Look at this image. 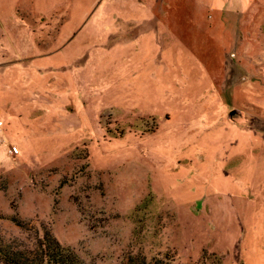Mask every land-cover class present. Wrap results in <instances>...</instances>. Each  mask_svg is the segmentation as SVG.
<instances>
[{
	"label": "rangeland",
	"instance_id": "obj_1",
	"mask_svg": "<svg viewBox=\"0 0 264 264\" xmlns=\"http://www.w3.org/2000/svg\"><path fill=\"white\" fill-rule=\"evenodd\" d=\"M46 232L264 264V0H0V264Z\"/></svg>",
	"mask_w": 264,
	"mask_h": 264
},
{
	"label": "trees",
	"instance_id": "obj_2",
	"mask_svg": "<svg viewBox=\"0 0 264 264\" xmlns=\"http://www.w3.org/2000/svg\"><path fill=\"white\" fill-rule=\"evenodd\" d=\"M41 257L39 261L41 264H44L45 260L47 264H82L78 261L77 256L69 251L68 249L63 248L55 239L51 236L50 233L46 232L44 237V243L39 245ZM22 260V259H21ZM14 256L8 255V262L12 264H23V260L21 261ZM129 264H151L146 263L145 259H141V257L130 259ZM160 264V261L158 263Z\"/></svg>",
	"mask_w": 264,
	"mask_h": 264
},
{
	"label": "built area",
	"instance_id": "obj_3",
	"mask_svg": "<svg viewBox=\"0 0 264 264\" xmlns=\"http://www.w3.org/2000/svg\"><path fill=\"white\" fill-rule=\"evenodd\" d=\"M14 151H16V152H17L16 148L14 149Z\"/></svg>",
	"mask_w": 264,
	"mask_h": 264
}]
</instances>
